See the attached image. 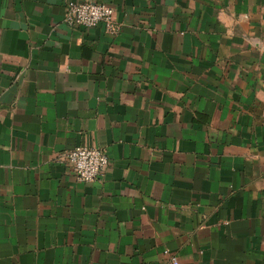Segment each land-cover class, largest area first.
Here are the masks:
<instances>
[{"label": "crops", "instance_id": "1", "mask_svg": "<svg viewBox=\"0 0 264 264\" xmlns=\"http://www.w3.org/2000/svg\"><path fill=\"white\" fill-rule=\"evenodd\" d=\"M67 1L0 0V264H264V0Z\"/></svg>", "mask_w": 264, "mask_h": 264}, {"label": "built area", "instance_id": "2", "mask_svg": "<svg viewBox=\"0 0 264 264\" xmlns=\"http://www.w3.org/2000/svg\"><path fill=\"white\" fill-rule=\"evenodd\" d=\"M65 20L70 26L94 28L100 23L110 34H117L120 25L114 18L115 8L100 1H73L66 3ZM65 160L72 166L79 180L93 182L105 174L109 158L105 151L97 147L76 146L65 152ZM173 264H178L177 259Z\"/></svg>", "mask_w": 264, "mask_h": 264}]
</instances>
